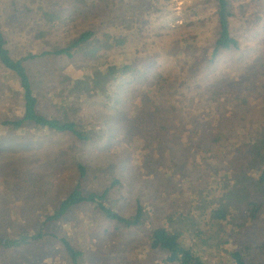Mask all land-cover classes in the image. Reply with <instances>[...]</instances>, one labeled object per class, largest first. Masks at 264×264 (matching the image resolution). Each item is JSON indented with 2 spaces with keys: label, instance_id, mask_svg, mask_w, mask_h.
Masks as SVG:
<instances>
[{
  "label": "rangeland",
  "instance_id": "1",
  "mask_svg": "<svg viewBox=\"0 0 264 264\" xmlns=\"http://www.w3.org/2000/svg\"><path fill=\"white\" fill-rule=\"evenodd\" d=\"M17 2L15 13L10 0H0L2 21L14 17L5 28L13 54L50 50L53 45L63 44L82 30L98 25V20L78 21L58 27L52 35L46 32L48 44L42 41L45 48L41 49L43 45L35 35L37 25H30V13L23 10L19 0ZM32 2L33 8L42 5L52 10H66L67 7V3L60 0ZM151 8V12L140 13L138 9L125 6L121 15L127 17L128 26L116 23L109 29L127 37L122 53H127L128 58L135 55L143 58L134 66L143 68L152 64L150 72L160 71L168 77L163 94L155 100L144 97L145 89L141 93L134 91V86L128 83L131 77L125 74L112 87L111 104L83 99L77 105L80 118L97 127L99 124L100 131L95 140L73 154L68 150L72 143L66 135L40 131L38 133L42 134L37 140L21 132L0 135V235L12 238L24 231H33L23 228L36 217L42 220L46 212L51 213L66 191L74 187L73 162L81 157L89 158L97 170L110 162L117 164L115 172L122 186L113 188L111 198L115 203L110 200L109 206L124 217L131 215L137 201L154 208L153 219L156 220L169 214L171 203L176 199L187 203L188 207L192 201L191 209L200 196L195 184L201 178L204 155L201 147L209 150L210 142L218 133L253 131L252 128L261 122L264 98L255 92L252 78L264 64V0H260L246 17L238 16L232 22L234 33L241 41V51L221 56L197 79L193 77V59L204 55L215 28L212 1L151 0ZM8 11L13 14L7 15ZM256 15L263 20L257 22ZM31 17L33 22L37 18L40 21L37 15L31 14ZM191 35L197 37L192 39L193 47L187 42L188 54L183 60L175 59L170 53L174 42ZM78 64L65 58L52 61L45 58L28 66L30 74L36 78L34 89L39 93L41 112H47L51 105L45 104L44 97H54L55 103L60 100V85L54 80L57 73ZM4 82H8L9 91L14 92L10 100L20 104L21 92L13 87L15 80L1 73L0 85ZM229 86L241 93L232 90L233 93L224 95L219 103L217 94L210 96L213 94L210 90H227ZM243 97L247 104L242 101ZM7 98L6 94L0 100V114L5 110L3 100ZM61 150H66L67 155L57 163ZM220 162L225 170L224 160ZM211 163L217 164L214 159L210 162L207 159L205 166L210 167ZM210 176L213 181L219 180ZM204 181L207 182V178ZM94 182H98V177ZM259 223L263 231L264 211ZM148 224L145 218L143 227L128 231L106 221L93 208L82 207L71 210L47 230L66 236L78 245L85 253L82 264H151L155 257L163 254L156 255L148 247ZM255 234L253 232L244 241L262 243L263 238L258 240ZM229 248L219 253L207 250H199V253L208 264H231ZM60 257L59 247L47 242L18 250L4 264H53Z\"/></svg>",
  "mask_w": 264,
  "mask_h": 264
},
{
  "label": "trees",
  "instance_id": "2",
  "mask_svg": "<svg viewBox=\"0 0 264 264\" xmlns=\"http://www.w3.org/2000/svg\"><path fill=\"white\" fill-rule=\"evenodd\" d=\"M10 1L16 13L18 2ZM32 1L34 0H19L23 10L30 13V25H37L35 35L36 40H40L43 45L41 49L45 48L44 43L48 44L46 32L52 35L58 27L70 26L78 21L98 20V25L96 28L82 30L63 44L53 45L50 50L13 54L5 28L7 22L14 17H7V21L3 22L0 16V74H7L15 80L13 87L19 88L22 100L20 104L10 100L14 92L9 91L11 88L8 82L0 85V100L2 96L9 95L7 100H3L5 110L0 114V135L21 132L24 135L29 134L31 140H37L42 134L38 133L40 131L66 135L72 143L68 150L73 154L95 140L97 132L100 131L99 124L97 127L95 123L80 118V107L77 105L83 99H98V102L107 101L111 104L112 87L125 74L131 77L128 83L134 86V91L141 93L145 89L144 97L155 100L163 94L168 85V77L160 71L150 72L152 64L144 65L143 68L134 66L143 58L140 59L138 55L128 58L127 53H122L121 49L126 45L127 37L115 34L109 29L110 25L116 23L119 26H128L127 17L121 15L125 6L138 9L140 13L151 12V0H60L67 3L66 10H52L42 5L33 8ZM211 1L215 21V28L209 36L212 42L203 52V56L193 59L194 79L204 76L221 56H230L241 51V41L234 33L232 22L238 16L246 17L260 0ZM12 14L7 12L9 16ZM31 14L39 16L40 21L37 18L33 22ZM255 18L257 22L263 20L260 15ZM21 24L25 25V22L22 21ZM192 39L197 37L191 35L178 38L171 49V55L177 60H183L190 51L185 44L188 42L193 47ZM45 58L51 61L65 58L80 64L62 71L59 69L54 80L60 85V100L55 103L54 97H44L45 104L51 105L47 112H41L39 93L34 89L36 78L30 74L28 66ZM123 63L127 66H122ZM252 79L255 92L264 98V64ZM226 89L210 90L213 93L210 96L217 94L219 103L224 95H231L232 90L241 91L231 86ZM242 99L247 104V100L244 97ZM252 129L254 130L229 134L218 133L210 142L212 147L209 150L201 147L204 154L201 158V178L195 184V191L200 195L199 201L196 200L189 209L192 201L188 207L187 203L176 199L170 204L172 209L169 214L158 220L153 219L154 208H147V205L139 201L129 217L122 216L109 206V201L114 200L111 198L113 188L122 186L121 178L115 172V162L98 167L97 170L91 165L89 158L76 159L73 162L74 187L66 191L53 206V211L48 214L46 212L42 220L36 217L33 223L31 220L23 228H32L33 231H24L12 238L0 235V264H4L18 250L47 242H53L61 251V259L52 262L53 264H82L85 253L78 245L66 236L47 230L50 224L62 220L71 210L82 207L93 208L106 221L116 223L119 228L128 231L143 227L147 218V245L154 254H163L155 257L151 264H208L199 250L219 253L228 247L231 264H263L264 241L257 243L254 240H244L253 232L256 233V239L264 240V227L261 231L259 223L264 211V116ZM31 130L33 131L30 132ZM37 134L40 135L36 136ZM207 151L211 155L208 156ZM66 155V150H61L57 163H61ZM207 159L209 162L214 159L217 164L211 163L210 167H206ZM222 159L226 164L225 170L220 166ZM210 175L219 180L213 181ZM97 177L98 182L95 183ZM205 178L207 182L204 181ZM168 203L166 201L170 206Z\"/></svg>",
  "mask_w": 264,
  "mask_h": 264
}]
</instances>
